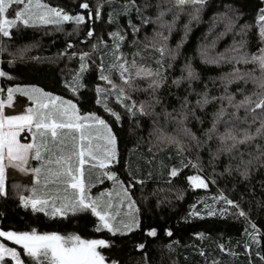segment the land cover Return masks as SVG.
I'll return each instance as SVG.
<instances>
[{
	"label": "snow or ice",
	"instance_id": "snow-or-ice-1",
	"mask_svg": "<svg viewBox=\"0 0 264 264\" xmlns=\"http://www.w3.org/2000/svg\"><path fill=\"white\" fill-rule=\"evenodd\" d=\"M205 4L206 0H163L156 5L158 14L152 22L158 23L160 31L155 32L158 41L152 43L159 53L155 59V68L138 63L135 53L129 61L119 52L118 42L123 41L124 37L119 35L117 29L108 34L114 42L111 49L105 40L97 37L90 44L91 51H80L79 67L71 81L65 80L63 85L79 99V90L87 87L82 81L91 67L88 61L94 55L99 57L97 75L106 86H95L97 106L102 107L117 122L122 117L110 106L113 102L133 119L137 115L151 118L149 152H152L151 138L155 137L160 144L172 146L178 160L179 166H171L168 171L169 180L165 183L172 184L173 178L183 176L184 169H192L195 174L183 178L193 189H207L210 185H217L218 177L234 181L238 176L241 181L247 182L254 172L264 171V46L255 53L247 51L248 41L245 37L252 25L241 23L239 9L231 6L226 12L213 17L209 31L218 25L223 29L217 33L216 40L228 34L233 36V43L224 52L210 56L206 47L199 50L202 64L216 68L228 67L227 71L210 77L215 92L195 69V57H184L183 63H180L183 39L175 48L168 46L180 13L187 7L192 8L189 13L191 19L184 24L187 34L191 20L199 21ZM78 7L85 10L83 14H70L62 8L41 3L40 0H0V41H13V30L18 32L21 27L35 29L51 25L56 31L62 32L65 23L74 26L73 32L67 34L69 36L79 33L80 26L84 25L87 40H81L80 43L91 41L95 37L92 25L103 20V5L97 3L93 11L87 0H84ZM109 7H113L111 0ZM127 10L125 6L124 11ZM114 11L119 15L118 10ZM137 13L142 24L150 23L140 14L139 8ZM169 13H172L171 22L165 20ZM112 17L113 12H109V23ZM257 26L260 29L261 44L264 45V7L259 8ZM165 29L168 35L164 34ZM138 31V28L133 27V35ZM236 37L240 39L236 40ZM215 43L213 41V47ZM75 47L74 43L68 41L59 55H67L72 59L77 53L69 50ZM28 49L29 46H24L10 55L18 56L23 61ZM4 50L5 46L0 43V51ZM106 56L110 57L107 66L104 63ZM14 62V59L9 60V66ZM0 78L15 79L3 70H0ZM173 87L179 91H172ZM165 89L167 95H164ZM3 92L4 89L0 88V198L8 196L7 170L11 168L21 175L32 176L30 188L19 183L12 185L14 191L24 188L30 193L23 195L17 192L21 207L30 206L34 213L43 212L45 216L52 217H65L69 212L73 215L90 214L95 218V232L106 231L114 237L126 236L140 228V208L135 199V187L141 185L140 191L143 193L147 179L133 173L127 161V182L116 171L109 169L113 162L119 163L118 138L105 119L95 112L81 114L72 99L53 95L39 86H9L6 100L3 99ZM138 93H143L147 99L136 100ZM17 94L26 97L30 106L25 107L20 114L6 115L5 106L12 107ZM25 131L31 139L22 143L18 138ZM205 153L207 167L204 163ZM86 165L102 173L97 178L98 183L102 184L106 179L119 189L117 194L122 197L119 205L113 201L111 190H98L96 195L91 194L90 187L95 185H90L84 179ZM207 168L212 171L207 172ZM158 191L165 190L161 188ZM105 196L108 198L105 199ZM180 198L177 196V199ZM143 199L146 200V197ZM212 199L224 201L236 210V215L248 220L252 232L248 233L250 243L245 242V249L250 251L252 244L259 243L257 237L260 235L257 225L250 219L252 208L249 207L246 212L238 201L229 198L223 190H219L218 195ZM163 203V200L158 199L156 207L159 208ZM124 205L130 210L126 214L127 220L121 219L119 210L113 212L114 208L119 209ZM256 210L264 212V200L257 201ZM208 215L214 213L209 211ZM164 233L168 237L173 235L169 228H165ZM145 235L156 238L158 229H146ZM0 238L23 250L21 254L17 248L0 242V264H120L118 260L107 261L98 251L111 247V242L105 239H82L75 233L67 236L56 232L40 234L34 228L31 231L0 230ZM147 247L146 243L134 246L141 257L137 264H151ZM165 247L172 251L171 244ZM23 257H27V260ZM260 259L264 264V255Z\"/></svg>",
	"mask_w": 264,
	"mask_h": 264
},
{
	"label": "trees",
	"instance_id": "trees-1",
	"mask_svg": "<svg viewBox=\"0 0 264 264\" xmlns=\"http://www.w3.org/2000/svg\"><path fill=\"white\" fill-rule=\"evenodd\" d=\"M40 2L50 7L62 8L70 14L77 12L83 14L85 11L78 7L79 3L84 0H40ZM87 2L93 11L97 3L103 5V20L92 25L95 28V37L91 41L80 43L81 40H87L84 25L80 26L79 33L67 35L73 32L74 26L71 23H65L62 26L64 28L62 32L56 31L51 25L35 29L21 27L18 32L13 30L15 37L13 41H0L6 49L0 51V70L15 77L13 80L0 78V88L4 89L3 99L6 100L9 86H39L53 95L72 99L77 103L81 114L95 112L105 119L118 138L119 163L113 162L109 169L116 171L121 179L127 182L129 175L125 170L127 161L133 173H137L140 178L147 179V183L143 186V193L140 191L141 185L135 187V199L140 208V228L126 236L117 235L114 237L106 231L95 232L93 230L95 218L90 214L73 215L69 212L65 217H52L51 215L45 216L43 212L34 213L30 207L20 206L17 195V192L23 195L30 193L24 188L16 191L12 188L13 183L26 185L29 188L31 186L20 181H8V196L0 198V230L31 231L34 228L40 234L56 232L64 236L75 233L82 239H105L111 242V247L98 249V251L106 257L107 261L118 260L120 264H137V261L141 259L140 254L134 250L137 243L147 244L151 264H213L214 261L217 264H250V262L251 264H262L260 256L264 255V212L256 210V203L258 200H264V187H262L264 171L254 172L251 180L247 182L241 181L238 176L234 181L231 178L225 180L218 177L217 185H210V193L195 191L183 178L189 174L194 175L195 172L192 169H184L183 176L173 178L172 184H167L165 181L169 180L168 171L173 165L179 166L178 160L174 148L160 144L155 137L151 138L152 152H149V132L152 130V119L139 115L133 119L113 102L110 106L122 117L121 121L117 122L114 117L105 113L103 108L95 103V86H106L98 79L97 75L96 65L100 63L99 57L94 55L88 61L91 67L84 74L82 81L87 87L79 90V99L63 86L65 80L71 81L75 70L79 67L80 51H91L90 44L94 43L97 37L105 40L108 48L111 49L114 42L109 39L108 34L116 32L117 29H119V35L124 37L123 41L118 42L119 52L129 61L135 53L138 63L155 68V59L159 56L152 46V43L157 41L155 32L158 31V23L152 21L156 20L158 14L156 5L161 3V0H111L113 6L111 8L109 0H87ZM125 6H127V12L124 11ZM229 6L239 9L241 23L252 25L245 39L248 41L247 51L255 53L262 47L260 29L257 26L259 8L264 7L261 0H206V4L200 12L199 21L191 20L189 30L185 34L184 24L189 23L191 19L189 13L192 11L187 7L177 18L168 41V46L175 48L176 44L183 39L180 63H183L184 57H195L193 60L195 69L202 80L208 81L213 92L216 89L212 86L210 77L227 71L228 67L216 68L212 65H204L200 61L198 52L205 45L212 47L213 41H216L217 53L225 51L231 45L232 34L216 40L217 33L223 30L222 26L218 25L211 32L209 31L213 17L226 12ZM137 8L150 23H141ZM114 9L119 11V15L115 14ZM109 12H113L111 23L108 22ZM165 20L171 22L172 13L167 14ZM88 23L91 24V22ZM133 27L139 29L135 35H133ZM164 34L168 35L166 29ZM239 39L236 37V40ZM68 41L76 46L69 50L77 53V56L72 59H69L67 55H59L65 49ZM24 46H29V49L23 61L18 56L10 55ZM13 59L14 64L9 66L8 61ZM109 59L110 57L107 56L104 58L105 66ZM176 74H179L178 68ZM168 82L170 84L171 79ZM200 87L202 88L203 85L201 84ZM172 91L179 90L173 87ZM164 95H167V89L164 90ZM135 99L139 101L145 100L147 97L143 93H138ZM19 139L23 143L29 140V136L23 132ZM130 150H132L131 154ZM192 158L194 159V156ZM204 163L207 167L206 153ZM220 170L217 169V171ZM211 171L210 168H207V172ZM149 173H151L150 177ZM98 176H102V173H92L86 169V182L95 185L90 189V192L96 195L98 190H111L113 199L120 200L122 197L117 194L119 189L106 179L102 184L98 183ZM234 185L235 190H233ZM161 188L165 191L159 192L158 189ZM219 190H223L229 198L238 201L246 212L249 207L252 208L250 219L257 225L260 235L257 237L259 243L252 244L250 251L245 249V242L250 243L248 233L252 232L248 220L236 215V210L227 206L222 200L221 204L218 202L216 206L220 210L223 206L224 212H218L217 207H213L212 198L218 195ZM177 196L181 198L177 199ZM241 196H243L242 200ZM144 197L146 200L143 199ZM158 199L164 201L159 208L156 207ZM193 205L194 207H191ZM123 208L126 211L125 205ZM209 210H214V215L209 216ZM125 211L120 214V217L127 220L128 217L124 215ZM190 212L202 215H189ZM150 228L158 229V237L150 238L145 235V230ZM165 228H169L173 232L171 237L165 235ZM167 244L172 245V251H168L165 247ZM221 246H223V251H221Z\"/></svg>",
	"mask_w": 264,
	"mask_h": 264
},
{
	"label": "crops",
	"instance_id": "crops-1",
	"mask_svg": "<svg viewBox=\"0 0 264 264\" xmlns=\"http://www.w3.org/2000/svg\"><path fill=\"white\" fill-rule=\"evenodd\" d=\"M30 106V101H28L26 99V97L17 95L14 97L13 99V106L12 107H8L5 106V114L6 115H16V114H20L24 111L25 107ZM26 132V131H25ZM27 133V132H26ZM19 139V138H18ZM31 139V137L29 136V140ZM35 163V162H32ZM88 172H99L98 170L92 169L90 166L87 168ZM8 181H20V182H24L26 184H29L30 186H32V176L31 174H25V175H21L19 172L9 168L7 170V182ZM92 187H90L91 189ZM92 194V193H91ZM92 195H95L94 193ZM108 197L105 196V199H107ZM113 199V197H112ZM114 200V199H113ZM119 199L114 200V202H116L119 205ZM119 210L120 214H123L125 209L122 208H114L113 212H117ZM124 210V211H123ZM48 211H51V208L49 207Z\"/></svg>",
	"mask_w": 264,
	"mask_h": 264
},
{
	"label": "rangeland",
	"instance_id": "rangeland-1",
	"mask_svg": "<svg viewBox=\"0 0 264 264\" xmlns=\"http://www.w3.org/2000/svg\"><path fill=\"white\" fill-rule=\"evenodd\" d=\"M163 2V0H161V3ZM189 9H191L192 10V8L191 7H188ZM186 10V9H185ZM184 12V11H183ZM183 12H181V13H183ZM157 28H158V31H160V29H159V25H157ZM156 39H157V41H158V38L157 37H155ZM231 40V39H230ZM233 43V42H232ZM231 42H230V44H232ZM262 46H264V45H262ZM204 47V46H203ZM205 47L207 48V50H208V52H209V55L211 56V55H216V54H218V53H220V52H216V49H215V47H211L210 45H205ZM224 52V51H223ZM198 54H199V52H198ZM199 56V55H198ZM117 83H119V81L117 80ZM87 167H89L88 165H86L85 166V176H84V179H85V181H86V169H87ZM195 191H206V192H208V193H210V188H207V189H195ZM213 202V207H215L216 205H217V203L219 202V204H221V200H213L212 201ZM30 207V206H29ZM50 207V206H49ZM125 207H126V211H125V216L126 217H128V215H126V214H128L129 212H130V210L128 209V207H127V205H125ZM217 207V206H216ZM31 208V207H30ZM222 209H223V206H222ZM216 210L219 212V211H221L218 207L216 208ZM209 211H211V210H209ZM213 213L215 212L214 210L212 211ZM202 214H199V213H195V212H193V216H201ZM64 236H67V235H64ZM0 242H3V243H5L6 245H8V246H10V247H15V248H17V250H18V252H20L21 254H22V252H23V250L21 249V248H19V246H16V245H12V244H9L8 243V241H2V238H0ZM23 259L24 260H27V257H23ZM29 264H30V262H29Z\"/></svg>",
	"mask_w": 264,
	"mask_h": 264
}]
</instances>
